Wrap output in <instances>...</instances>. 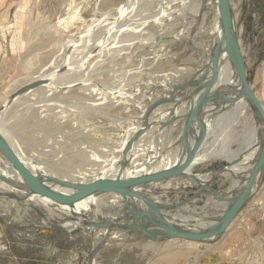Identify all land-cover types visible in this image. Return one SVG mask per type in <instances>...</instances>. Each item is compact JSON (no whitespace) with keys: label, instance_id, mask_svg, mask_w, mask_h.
I'll return each instance as SVG.
<instances>
[{"label":"rangeland","instance_id":"obj_1","mask_svg":"<svg viewBox=\"0 0 264 264\" xmlns=\"http://www.w3.org/2000/svg\"><path fill=\"white\" fill-rule=\"evenodd\" d=\"M159 1L138 0V10L156 8ZM67 2L68 0L0 1V127H4L2 128L4 134L15 143L18 153L32 168L44 164L50 167V172L53 171L56 176L76 179L77 172L86 169L93 152L106 155L105 163L102 165L105 168L119 160L118 156L107 155L103 150L115 148L124 126L128 127L129 133L141 123L138 118L136 120L139 113L137 106L140 107L145 96H148L146 91L152 85L165 82L166 75H174L171 77V83L186 82L191 79L193 76L190 77L189 74L206 60L204 58L207 53L206 47L210 45V41L198 36L189 39L185 31L190 28V23L185 24L182 16L171 22L170 31L167 32L170 34L167 38L157 37L156 28L149 27L147 34L139 37L135 48H131L130 54L123 58L118 71H108L95 76L99 79L97 80L99 86L108 93V96L123 100L124 103L121 105H116L117 102L108 103L96 109L95 106L90 105V101L83 100L79 92H74L72 98L69 96L62 102L57 103L53 100L48 102L52 106L50 110L45 108L46 111L41 116L40 113L45 109L44 103L40 102L44 101L47 92L43 84L44 79L41 80L46 72L45 68L49 67L52 56L58 50L60 40L55 26L60 14L64 13L66 5L64 3ZM75 2L83 8L88 7L90 12L88 11L86 16L90 19L91 10L105 0H88V3L86 0H75ZM110 2L117 5L124 1L110 0ZM231 2L236 30L248 67V80L255 93L264 101V75L260 72L264 71V0H231ZM70 4L71 2L68 3ZM185 13L187 12L184 11L183 16H186ZM202 58L204 59L201 60ZM39 76H42L41 79ZM120 85L124 96L118 95ZM6 102L11 106L4 111L2 107ZM33 108L37 109L35 113ZM230 109L233 111L232 108ZM39 117L41 119H38ZM134 119L136 125L133 123ZM224 123L223 119L221 123L217 122L219 126L215 138L222 127L221 124ZM128 133L124 135L122 141L127 138ZM241 133L238 132V135L232 133L230 151L246 152V145H237L238 141H242ZM158 134L156 131L150 136L155 139L153 138V143L149 144L148 151H144L147 152L146 155L152 154L154 149V152L157 151L154 147L159 144L161 146L162 141H165L166 137L159 138ZM211 137L210 134L206 142L207 146L213 149L217 146ZM75 158L78 160L75 161ZM136 158L134 157V160ZM150 160L151 158L146 163L148 166L152 165L153 159ZM226 166L228 163L217 160L208 170ZM232 179L233 177L230 180L218 175L209 186L219 194H225L232 187ZM170 183L168 181L164 184L170 185ZM197 190L195 186L175 190L165 186L154 190L148 188L146 191L164 204H177L188 200ZM209 194L205 192L195 201L181 207L179 212L175 210L168 213L172 217H177L179 224L188 227H199L203 221L209 223L218 220L223 208H216L212 204L207 206V201L211 198ZM110 198H102L103 201L101 199L100 202L103 204H99V207L96 205V209L106 213L111 206L108 201ZM15 211L10 218L15 223H19L17 227L12 228L9 223L3 221L4 218H0V264H89L92 248L104 238L103 235H99L97 239L73 236L69 230L75 228V223H70L73 227H66L65 223L71 221L58 215L59 211L51 213L47 218L58 217L59 226H64L65 229L51 224L42 227L39 222L46 217L37 216L40 219L35 221L31 212L26 214L17 207ZM5 212L6 210L0 205V213L5 214ZM81 219L87 221L80 217ZM178 242L172 240L171 243L169 241L130 244L124 239H114L97 255L95 264H264V179L229 231L227 230L222 237L210 243L192 244V247L189 243Z\"/></svg>","mask_w":264,"mask_h":264},{"label":"bare ground","instance_id":"obj_2","mask_svg":"<svg viewBox=\"0 0 264 264\" xmlns=\"http://www.w3.org/2000/svg\"><path fill=\"white\" fill-rule=\"evenodd\" d=\"M123 1L124 2L122 4L115 5V4H111L110 0H107V1L105 0V2L101 3L99 6L95 7L93 10H91L90 15L92 17H90V19L87 18V16H86L87 12L89 11L88 7L83 8L81 5L77 4L75 2V0H68L67 3H64V5L66 4L65 9L63 7L64 13L60 14L59 18L57 19L58 22L55 26V29L57 30V36H59L60 44L58 43L59 44L58 50L52 56V59L50 60L51 62L49 64V67L45 68L46 72L44 73L43 78L41 80V81H43V79H44V83L43 82L42 83L44 84L45 89H47V92L45 93V98L43 99L44 101L40 102V103H44V105H43L44 109L46 108L47 110H50L52 105H49L48 102H50L52 100L57 102V103L62 102V101H64V99L68 98L69 96L71 97V95L74 92H79L81 95V98L83 100L86 99L87 101H90L91 102L90 105L95 106L96 109L100 108L102 106H105L108 103H113V102L116 103L117 102L116 105H121V103H124L125 101H123V100H119L116 97L111 98L110 96H108V93L106 91L104 92V89H102L99 86V84L97 82V80H99V79L96 78L95 76L98 75L99 73H104V72H108V71H118V69H120V65L122 63V60H124L123 58L126 55L130 54L129 50H131V48H135L136 44L138 43V38L147 34V29L149 27H155L156 28L157 37H160V38L169 37L170 33H167V32L170 31L171 22L175 18L178 19L181 16L184 19L183 22H185V24L190 23V28L187 29V31H185L188 34V36H187V34H186V36L189 39L190 38L193 39V37L196 38V36H198V37H201L202 39L206 38L205 39L206 41H210V45L208 47H206L207 53L204 57V58H206V60L201 63V66L199 68L193 70L194 72L190 73L189 76L191 77V76L195 75L197 72H199L200 69H202L203 67H206V66H208V64H210V62L212 60L211 53L213 51L214 45L219 43V41L222 38V36H221L222 35V26L220 23V14H219V8H218L217 0H160L158 2V6L156 8L150 7V9L145 10V11H142V10L139 11L138 10L139 9L138 8V0H123ZM69 2H71L70 5H68ZM86 2L88 3V0H86ZM176 6H178V7H176ZM237 6H239V5H237ZM237 9H238V7H237ZM54 10H55V8H54ZM184 11L187 12V13H185L186 16H183ZM239 12H240V10H239ZM58 15H59V13H58ZM50 20H51V18H50ZM199 26H200V28H198ZM191 32H192V34H191ZM185 41L188 42L189 40H185ZM187 46H188V44H187ZM148 47L149 46H147V48ZM201 48L202 47H200V49ZM204 58H202L201 60H203ZM47 63H49V62L47 61ZM218 72H219L218 79L214 83V85L211 86L210 91H212V90L214 91L216 88L217 89H232V90H234L236 88V86H238V80H237L235 71H234L233 67L231 66L230 61H229L226 54L221 55V57L219 58ZM173 76H174L173 74L166 75L165 76V78H166L165 82L164 81H162L161 83L157 82L158 84H156L155 86L152 85L149 89L147 88L148 90L146 91V93H148L147 94L148 96L144 95L145 100H144V102H142L143 105L141 104L140 107L137 106L139 113L136 117V120L138 118L139 121H141V123L140 124L138 123L139 124L138 127L134 128L129 133L127 130L128 127L124 126L122 128V131L119 134V137H118L119 140H117V143L115 144L116 145L115 148L112 146L113 147L112 150L106 149V150H103V152H106L107 155L113 154L115 156H118L119 160L121 159V157H122L121 155H122L123 149L125 147V144H126L128 138H130L132 136V134L134 132H136V130L143 129V127H144V115H145L147 109L149 108V106L158 100L169 98L171 93L173 92L174 88L176 86L184 83L183 81H181V82L176 81V82L171 83V77H173ZM39 77L41 79L42 76H39ZM100 80H101V78H100ZM148 80H150V79H148ZM113 82H114V80H113ZM104 83H106V82H104ZM251 87H252V85H251ZM188 91L189 90H187L185 92H187L189 95L191 92L190 91L188 92ZM118 92H119L118 95L124 96L123 95L124 92L121 89V85L119 87ZM185 94L186 93H182L181 95H178V93L175 92V94L173 96V102L167 103V104H165V105L154 110V112L151 114L149 121L151 123L152 122L153 123L159 122V123L155 124V126L151 129V131H149V133H147L143 137L144 140L148 135L151 136V134L153 132H154L153 134H155V132L157 130H158L157 132L159 133L158 135H162L165 137L168 136L169 133H171L174 129H177V127L174 128V126H173L175 124L176 125L178 124L179 125L178 127L180 129L178 130L179 132H177V133H179V136L174 141H177L178 139H180V136H181L183 129L185 127V124H186L185 119H182L185 116L183 114H187V112L189 111V109L192 106V103L196 104L198 101V97L196 96L193 98L192 101L183 102V100L186 98V97H184ZM114 96H116V95H114ZM224 97L228 100H233L235 98L233 93H230V95H227V96L225 95ZM257 97L259 98V100L261 101V103L264 107L263 99L258 94H257ZM10 101L11 100H9V102ZM36 102H38V101H36ZM9 106H11V105H9L6 102L5 106H3L4 108L2 107V109L5 111L6 109L9 108ZM95 107H93V108H95ZM230 108H232L233 111ZM35 109L33 108V113H35V111L37 110V109L36 110ZM46 109L43 110L42 113H40L41 116L43 115V112L46 111ZM181 111H185V113L183 112V114H180ZM205 111H206V116H205L204 123L206 124V127L208 128V132H209L208 137L210 136V134L211 135L214 134V132L212 130L216 127L217 122L220 121V123H221L222 119L225 121V123L223 125L221 124L222 127L219 130V133L221 135L220 147L217 146L218 149H216L217 147H215L211 151V153H209V154L208 153L206 154V151H205L204 154L198 155L195 158V161H194L192 167L189 168L188 173H191L190 171L192 169H194V170L196 169V168H194V166L196 164H200V165L210 164L211 160L214 158H221V159H225V160H228L230 162H233L237 158L244 156L243 161L241 163V166L238 167V170L236 168H232L230 170H232V172H233L232 174H234L235 176H238V175L239 176L240 175L241 176H247L249 174L250 170L252 169L254 162L257 158L258 149H259V147H258L259 146V140L263 136V131L261 129L262 127H260L257 124L256 118H255L254 114L252 113L250 104L245 99H242L237 103H233L231 105L224 104V105H220L219 107H217V106L215 107L214 104H210L207 107H205ZM208 112H209V114H208ZM47 116L48 115H45V117H47ZM155 117H157V118H155ZM210 117H212V120H210ZM172 118H181V119H178L169 128L162 130L161 126L159 124L160 123H166L167 120H170ZM38 119H41V117H39ZM136 120L135 119L133 120L134 125H136ZM217 126H219V125H217ZM2 128H4V127L2 126ZM2 128L0 127V131L2 132V134L5 137H7L4 134L5 131L2 130ZM216 129H217V127H216ZM193 130H194V133H196V134L198 133V129L196 127V124L193 125ZM238 132H242L240 135V137L242 138V141L241 140H240L241 142L238 141L237 145L238 146L246 145V149H245L246 152L245 153H241V152L239 153V152H237V150L230 151V149H231L230 144L232 141V133H236L238 135ZM127 133H128V135H130V137L127 135V138L125 137L126 139L122 141V139L124 138V135H126ZM170 136H171V134H170ZM208 137H207V139H209ZM153 138L154 137L151 138L152 139L151 141H153ZM235 139H236V137H235ZM7 140H9V138ZM114 142H115V140H114ZM178 142H180V140ZM189 142H190V145L192 146L193 145L192 135H191V137H189ZM9 143L11 144L12 148L15 150V152L19 156V158L29 167V169L34 174H37V175L43 176V177L54 176L56 178L69 180V178H67V177L56 176L54 173H52L53 171L50 172V170H51L50 167L48 168V167L44 166V164H42V166H38V168H36V167L32 168L25 161V158H23V156L20 153H18V150L15 148L16 147L15 143L10 141V140H9ZM173 143H175V142H172V144ZM147 144L142 146L143 149H139L140 153L144 152L145 150L147 151L148 147L150 146L149 144L148 145ZM140 147H141V145H140ZM178 147H180V146H178ZM181 149H182V146H181ZM136 151H138V149ZM134 152H135V150H134ZM134 152L132 151V153L130 155V159L132 161H134V157L136 158V156H137V153L135 154ZM92 154H93V156L91 158H89V164L86 165L88 168L86 167V169L78 171L77 176H75L76 179H74V180L82 182V181L92 180V179L97 178V177L99 178V177H103V176L105 177L108 175H115L116 174L117 171H113V170L108 171L107 168L102 166L105 163L106 155L103 156V155L95 153V152H93ZM173 154H175V153H173ZM177 155H178V153H177ZM74 160L77 161L78 158H75ZM148 160H147V162H148ZM150 161H152V158ZM175 161H177V159ZM98 164L100 166H98ZM152 164H154V160L152 161ZM149 166H151V164ZM167 166H172V165H171V159L169 157L167 158V155H166V159H160L157 163L154 164L153 168L150 170L153 171V169H154L156 171V169L159 170V168H163V167H167ZM144 168H146V167H144ZM54 170H55V168H54ZM143 171L148 172L149 169L148 170L147 169L141 170V172H143ZM131 172H132L131 170H128L126 175L127 176L133 175L134 172H132V173ZM136 173H138V171H136ZM192 175H193V173H192ZM223 176L225 178H229L230 180L232 178L231 173H226ZM262 176L264 177V175H262ZM198 177H199V175H198ZM203 177H205L204 174L201 177V179H203ZM261 177L259 179L260 180L259 182H261V180H262ZM77 178L78 179L80 178V179L78 180ZM81 179H82V181H81ZM205 180L208 181V179H205ZM223 180H225V179H223ZM232 181H233L232 187H234L235 184L237 187L238 186L241 187L243 185V181H235L233 179H232ZM21 184H22V182H21L18 174L14 171L13 167L6 162V160L3 158V156L0 152V205L6 210L5 214L0 213V216L1 215L3 216L0 218H4L3 221H5L6 223H9V226H11L12 228L14 226L18 225L19 223L18 224H17V222L15 223L10 218V216L12 215V212H14L15 208L17 207V208H20L21 210L25 211L26 214L31 212V214L33 215L32 219H34L35 221L37 219H40L41 217H46L45 218L46 221H45V219H43L39 222V224L42 227L45 225H48V224L59 226L60 221L57 219L58 217L54 216L55 214L53 215L54 216L53 218H47V216H50L51 213L57 212L56 209L53 208V206L50 205V203H48L47 201H45L41 197L30 195L28 192H26L21 187H19V185H21ZM49 186L51 188H53L54 190H57V191H65L64 189H62L60 186H57V185L49 184ZM156 186H158L157 188H161V187L165 188V186H167V188H169V187H171V184L170 185H162V186L156 185ZM175 186H177V185H175ZM258 189H259V187H258ZM211 198L207 201L208 204H206V205L208 206V205L212 204L216 208L217 207L221 208V209L223 208V211H224L225 206L223 204L221 205V204L215 203L213 201V198L212 199ZM102 201H103V199H102ZM108 201H109V204L111 205L109 207V209H117L118 212L111 211L109 213L108 211H106V213L105 212L103 213V211H98L99 209L98 210L96 209V205H98V207H99L101 204H103L102 202L97 203V201H94V200H92V201L87 200L86 202H83V203L75 206L74 209H72V210H66L64 212H62L63 210L59 211L58 215H61V216L65 215V217H69V218L74 216L75 219H78L77 216H80L82 218H85L89 222L90 221H97V220H99V218L103 219V220H119V219H114V218L120 216V212H119V210L121 209L120 200L117 199L116 197L112 196ZM105 205H107V204H105ZM216 208L214 210H216ZM87 211H88V213H87ZM90 214H93V215H90ZM16 215H17V212H16ZM37 216H39L40 218ZM17 217H19V216H17ZM65 217H64V219H66ZM60 218L62 220V217H60ZM70 223H72V222H69V223L67 222V224L65 223V226L68 228L73 227L72 224H70ZM205 223L206 222L203 221L200 223V225L202 226ZM59 228L65 229V227L61 226V225L59 226ZM73 230H69V233L72 232ZM177 242H178V240H177ZM170 243H171V241H170ZM189 244L192 247V243H189ZM109 245H110V243H109ZM153 245H155V244H153ZM149 246H150V244H149ZM146 248H147V246H146ZM162 249H164V248H162Z\"/></svg>","mask_w":264,"mask_h":264},{"label":"water","instance_id":"obj_3","mask_svg":"<svg viewBox=\"0 0 264 264\" xmlns=\"http://www.w3.org/2000/svg\"><path fill=\"white\" fill-rule=\"evenodd\" d=\"M217 2L222 26V38L219 43L214 45L210 64L200 69L191 79L176 86L169 98L158 100L149 106L144 115L143 129L136 130L128 138L121 159L107 167L108 171H117L115 175L97 177L82 182L74 179L64 180L54 176H39L34 174L19 158L9 140H7L8 138L0 131V152L6 162L18 174L22 182L19 187L30 195L41 197L50 203L56 211L72 210L75 206L87 200H94L99 203L102 198L108 196H114L120 200V216L114 218L119 220L101 219L86 222L85 220H80V216L75 219L74 216L69 218L63 215L67 220L75 223V229L70 232L73 236L79 235L87 236L89 239H97L99 235H103L102 241L98 242L91 250L89 264H95L97 255L106 244L114 239H124L129 241L130 244L163 243L172 240L192 244H205L214 241L222 237L230 229L252 195L261 186L259 179L264 175V107L248 80L246 62L241 48L240 37L236 30L231 0H217ZM223 54L227 55L235 71L238 86L234 90L216 88L214 91H210L211 86L218 79V61ZM187 90L191 92L189 95L185 92ZM175 92L178 95L186 93L184 96L186 98L183 102L192 101L194 97H198L197 103H192L191 108L182 118L185 119L186 124L179 139L182 152L178 162L172 167L167 166L156 171L141 172L142 169H139L137 170L138 173L134 172L133 175L127 176V171H132V168L135 167L134 165L130 166L132 163L130 155L135 145L151 131L155 124L159 123H151L149 121L151 114L155 109L173 102ZM230 93L234 94L235 98L233 100H228L224 97L225 95H230ZM242 99H245L250 104L257 124L262 127L263 131V136L259 140L258 155L249 174L247 176H235L230 170L232 168L238 170L244 156L237 158L233 162L229 161L228 166L211 173V179L208 182H203L197 176L189 174L188 170L192 167L198 154L205 148L209 134L208 128L204 123L206 116L205 107L210 104H214L215 107L224 104L231 105ZM178 119L181 118H172L167 120L166 123H160L159 125L164 130ZM194 124H196L198 129L197 134L193 130ZM191 135L193 137L192 146L189 142ZM226 173H231L235 181H243V185L237 187L235 184L234 187L228 189L227 193L219 194L209 186V182L216 175H225ZM171 179L193 180L200 185V188L188 200L177 204H164L149 197V191H146L148 188L155 184L162 185L165 182H171ZM261 179L263 180L264 177L262 176ZM49 184L60 186L65 191L54 190ZM205 192L210 193L215 203L225 206L218 220L209 223L205 221L206 223L199 227H188L185 224H179L177 222L178 218L172 217L168 213L175 210L179 212L181 207L195 201L197 197ZM111 211L118 212L117 209L108 210L109 213Z\"/></svg>","mask_w":264,"mask_h":264},{"label":"crops","instance_id":"obj_4","mask_svg":"<svg viewBox=\"0 0 264 264\" xmlns=\"http://www.w3.org/2000/svg\"><path fill=\"white\" fill-rule=\"evenodd\" d=\"M1 1V0H0ZM247 67V66H246ZM248 68V67H247ZM260 72H263V75H264V71L262 70V71H260ZM168 107V106H167ZM164 109V108H163ZM138 110V109H137ZM183 112L185 113V111H181L180 112V114H183ZM138 115V114H137ZM183 115H185V114H183ZM155 118H157V117H155ZM174 126V128H176L177 127V129H174L171 133H169V135H168V137L166 136V139H165V141H162V143H161V146H159V145H156L154 148H157V151H155L154 152V150L152 151V154H148V155H146V153L147 152H145V154H144V152L143 153H140V150L139 149H143V147L142 146H144L145 144H152L153 143V141H151L152 139L150 138V136L148 135L146 138H145V140H144V138H143V140L141 139L136 145H135V147H134V149H133V152H134V150H135V154L137 153V158H136V160H134V161H132V163H131V165L130 166H135V167H133L132 168V172H136L137 170H139V169H142V170H148L149 169V171H152V170H150V169H152L153 168V166H154V164L155 163H157L160 159H166V155H167V158L169 157L170 159H171V165L172 166H174L177 162H178V160H179V158H180V154H181V143L180 142H178L179 141V139L177 140V141H174V140H176L177 138H178V136H179V133H177V132H179L178 130L180 129L178 126V124L176 125H173ZM216 127H217V125H216ZM216 127L212 130L213 132H214V134L212 135V137H211V139L212 140H214V144H216V146H219L220 147V138H221V135H220V133L218 132V135L216 136V138H215V132H216ZM158 131V130H157ZM158 133V132H157ZM153 134V133H152ZM151 134V135H152ZM170 134H171V136H170ZM160 136V137H159ZM161 136L162 135H158V137L159 138H161ZM214 136V137H213ZM162 137H165V136H162ZM149 138V139H148ZM214 138V139H213ZM143 141V142H142ZM172 142H175V143H173L172 144ZM147 144V145H148ZM150 144V145H151ZM172 144V145H171ZM177 144V145H176ZM179 144V145H178ZM140 145H141V147H140ZM168 145V146H167ZM178 146H180V147H178ZM171 147V148H170ZM159 148V149H158ZM138 149V151H136ZM148 149H149V147H148ZM148 149H147V151H148ZM178 149V150H177ZM214 149V148H213ZM211 147H208L207 146V142H206V145H205V148L198 154V155H201V154H204V152L206 151V154L208 153H211V151L213 150ZM216 149H218V147L216 148ZM215 149V150H216ZM177 150V151H176ZM180 150V151H179ZM154 152V153H153ZM203 152V153H202ZM173 153H175V154H173ZM177 153H178V155H177ZM180 153V154H179ZM171 155V156H170ZM173 155V156H172ZM177 156V157H176ZM179 156V157H178ZM149 158H152L153 160H154V164H152L151 166H149L148 167V165L146 164V162H147V159H149ZM177 159V161H175ZM217 160H222V161H225L226 163H228L229 161L228 160H225V159H221V158H214V159H212L211 160V163L210 164H205V165H200V164H196L195 166H194V168H196L195 170L194 169H192L190 172L191 173H189V174H192L193 173V175L195 174V176H197L198 177V175H199V179L200 180H202V181H204V182H208V181H210V179H211V173H214V172H216L218 169H215V170H212V171H210V170H208V168H209V166L213 163V162H215V161H217ZM207 165V166H206ZM171 166V167H172ZM144 167H146V168H144ZM163 168H166V167H163ZM163 168H159V169H163ZM222 168V167H221ZM220 169V168H219ZM134 170H136V171H134ZM157 170V169H156ZM153 171H155L154 169H153ZM195 172V173H194ZM210 175H209V174ZM203 174H204V176L205 177H203V179H201V177L203 176ZM216 176H218V175H216ZM216 176L215 177H213L212 178V180H211V182H209V185L212 183V181L216 178ZM220 176H222L223 177V175H220ZM205 179H208V181H206ZM181 180V181H180ZM183 181V182H182ZM171 189L172 190H175V189H179V188H188V187H192V186H195V187H197L198 189L200 188V185L195 181H193V180H188V179H171ZM183 184V185H182ZM156 185H158V184H155V185H153V186H151V188L154 190V189H156L158 186H156ZM162 185H165V184H162ZM162 185H160V186H162ZM175 185H177V186H175ZM155 186V187H154ZM175 187V188H174ZM147 188V187H146ZM108 197H111V196H108ZM149 197H151V198H153V199H155V200H157V198H155L153 195H149Z\"/></svg>","mask_w":264,"mask_h":264}]
</instances>
